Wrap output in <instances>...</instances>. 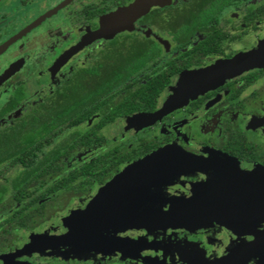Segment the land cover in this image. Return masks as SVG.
<instances>
[{"label": "flooded vegetation", "instance_id": "flooded-vegetation-1", "mask_svg": "<svg viewBox=\"0 0 264 264\" xmlns=\"http://www.w3.org/2000/svg\"><path fill=\"white\" fill-rule=\"evenodd\" d=\"M134 1L0 0V264H264V62L197 87L252 53L264 0H143L104 31ZM167 151L200 163L117 178Z\"/></svg>", "mask_w": 264, "mask_h": 264}, {"label": "water", "instance_id": "water-1", "mask_svg": "<svg viewBox=\"0 0 264 264\" xmlns=\"http://www.w3.org/2000/svg\"><path fill=\"white\" fill-rule=\"evenodd\" d=\"M148 4L150 3H144L143 0H136L128 7L118 9L115 12L109 14L106 19H113L114 22L111 24V26L109 25L108 28H105L104 31L116 30L117 28L121 27L125 22H116L115 20L117 18H132L134 16H137L146 10ZM199 163L200 162L190 156H186L177 152L167 151L146 156L139 162H136V164L124 175L129 178L130 184L139 183L146 178L162 174L165 171L190 168ZM256 197H258V195L252 194V192L245 193L232 199L227 198L226 200L218 203V205H211L207 209L209 210L210 215L212 214L222 217L234 215V213H238L236 215H239L246 209L252 208V201L253 199H256ZM236 198L240 200V204H236Z\"/></svg>", "mask_w": 264, "mask_h": 264}, {"label": "rangeland", "instance_id": "rangeland-1", "mask_svg": "<svg viewBox=\"0 0 264 264\" xmlns=\"http://www.w3.org/2000/svg\"><path fill=\"white\" fill-rule=\"evenodd\" d=\"M257 42L255 46H252L250 48L251 52H244L245 54H239L238 56L234 55L228 59H223V60H217L215 62H213L212 64H210L209 66L203 68L202 71V77L200 78V80L197 83V87L202 86L204 83H209L210 82V77L212 75H216L217 76V72L218 74L221 73H227L232 71L233 69H236L237 64H240L241 62H245V61H249L252 59H257L258 63L264 62V23L260 24L258 27V32H257ZM263 56V57H262ZM171 96H169L168 98V102L171 101ZM134 164H130L128 166H126L125 168L122 169V171L117 175V178L122 177L129 169H131ZM7 172H3V175H5ZM254 182L250 179V177L246 176L245 173H240L237 175V178L235 181H231V183H229L228 186H235L233 188H241L242 190H246L247 188H250L251 185H253ZM117 192V185L116 184H110L109 186L105 187L104 189L101 190L100 192V198H98V203L100 201H104L107 198H109L110 196H112V194H115ZM92 208H95L94 206H91ZM195 210H205V206L203 202H199L198 205H195ZM194 210V213L191 217H198L197 211ZM214 220H218L221 219L222 216H216V215H210ZM233 217L234 215H228V216H224L223 218H230ZM115 219H118L117 223L121 224V222H123V218H127L126 215L123 216H115ZM132 218V217H130ZM136 221L140 222L139 219H135ZM212 220V219H211ZM69 223L70 225H73V223H77L75 219H69ZM133 223L134 219L131 220ZM137 223V222H136ZM194 223V222H192ZM190 225V224H188Z\"/></svg>", "mask_w": 264, "mask_h": 264}, {"label": "trees", "instance_id": "trees-1", "mask_svg": "<svg viewBox=\"0 0 264 264\" xmlns=\"http://www.w3.org/2000/svg\"><path fill=\"white\" fill-rule=\"evenodd\" d=\"M158 89H160V88L158 87L156 90H158Z\"/></svg>", "mask_w": 264, "mask_h": 264}]
</instances>
